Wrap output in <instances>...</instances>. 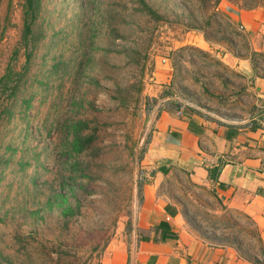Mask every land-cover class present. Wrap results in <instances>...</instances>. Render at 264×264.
Listing matches in <instances>:
<instances>
[{
  "label": "rangeland",
  "instance_id": "374dc122",
  "mask_svg": "<svg viewBox=\"0 0 264 264\" xmlns=\"http://www.w3.org/2000/svg\"><path fill=\"white\" fill-rule=\"evenodd\" d=\"M23 12L0 0V264H101L131 228L162 111L261 113L264 0H36L26 38ZM76 135L91 139L79 154ZM165 178L190 232L264 264L249 220Z\"/></svg>",
  "mask_w": 264,
  "mask_h": 264
},
{
  "label": "crops",
  "instance_id": "0c3cea01",
  "mask_svg": "<svg viewBox=\"0 0 264 264\" xmlns=\"http://www.w3.org/2000/svg\"><path fill=\"white\" fill-rule=\"evenodd\" d=\"M257 17L256 11L237 14L243 26L244 22L248 25L258 21ZM253 87L263 102L264 79L255 78ZM262 105L261 113L250 122L233 124L162 111L155 122L154 143L144 166L150 172L142 184L131 228L124 235L113 236L101 264H250L230 245L211 243L190 232L164 185L167 174L175 171L210 190L227 210L250 221L256 240L264 249ZM163 169L165 173L161 172ZM211 169H215L212 180Z\"/></svg>",
  "mask_w": 264,
  "mask_h": 264
},
{
  "label": "trees",
  "instance_id": "16d2710c",
  "mask_svg": "<svg viewBox=\"0 0 264 264\" xmlns=\"http://www.w3.org/2000/svg\"><path fill=\"white\" fill-rule=\"evenodd\" d=\"M35 15H36V0H24V12H23V37L26 38L30 32V27L35 19ZM84 136H79L76 135L75 139L78 140L77 142H75L73 149L74 151L79 154L82 152V146H81V142L85 143L88 142L90 143L91 139L87 138L86 140H83ZM83 140V141H82ZM161 172L165 173L166 170L163 169L161 170ZM152 175V172H151ZM248 220V219H247ZM250 222V221H249Z\"/></svg>",
  "mask_w": 264,
  "mask_h": 264
},
{
  "label": "water",
  "instance_id": "95a60500",
  "mask_svg": "<svg viewBox=\"0 0 264 264\" xmlns=\"http://www.w3.org/2000/svg\"><path fill=\"white\" fill-rule=\"evenodd\" d=\"M246 74H248V73H246ZM214 171H215V169H211V170H209V174H210L209 179H210V180L213 179Z\"/></svg>",
  "mask_w": 264,
  "mask_h": 264
},
{
  "label": "built area",
  "instance_id": "2783aa9c",
  "mask_svg": "<svg viewBox=\"0 0 264 264\" xmlns=\"http://www.w3.org/2000/svg\"><path fill=\"white\" fill-rule=\"evenodd\" d=\"M240 27H243V25H241ZM160 63H161V64H165V60H164V59H161V60H160Z\"/></svg>",
  "mask_w": 264,
  "mask_h": 264
}]
</instances>
